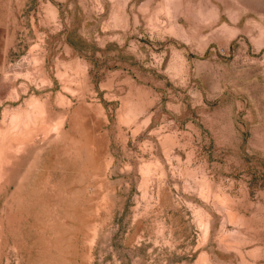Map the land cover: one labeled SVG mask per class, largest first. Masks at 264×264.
Returning a JSON list of instances; mask_svg holds the SVG:
<instances>
[{"label": "rangeland", "instance_id": "obj_1", "mask_svg": "<svg viewBox=\"0 0 264 264\" xmlns=\"http://www.w3.org/2000/svg\"><path fill=\"white\" fill-rule=\"evenodd\" d=\"M0 264H264V0H0Z\"/></svg>", "mask_w": 264, "mask_h": 264}]
</instances>
